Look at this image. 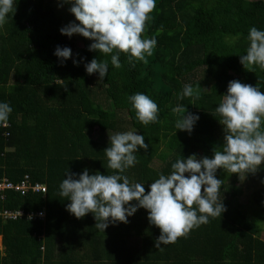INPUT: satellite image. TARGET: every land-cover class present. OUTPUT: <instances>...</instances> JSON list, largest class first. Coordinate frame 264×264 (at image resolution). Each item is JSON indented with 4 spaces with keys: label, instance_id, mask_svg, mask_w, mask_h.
Masks as SVG:
<instances>
[{
    "label": "trees",
    "instance_id": "trees-1",
    "mask_svg": "<svg viewBox=\"0 0 264 264\" xmlns=\"http://www.w3.org/2000/svg\"><path fill=\"white\" fill-rule=\"evenodd\" d=\"M14 7L15 14L0 27V103L13 109L7 125L0 124V182L18 184L28 176L31 183L45 185L46 193L5 191L0 211L43 210L45 216L34 221L0 217V264H264L259 237L264 215H247L235 202L239 175L224 169L216 178L223 181L220 202L226 211L159 249L155 241L160 229L150 224L146 209L139 208L127 224L110 223L101 232L92 213L77 219L66 210L71 201L60 195L68 171L113 174L104 152L110 141L93 135L124 132L121 112L148 144L124 173L131 183L144 184L146 192L160 174L171 173L177 159L193 154L212 158L213 149L224 142L215 109L229 82L239 80L264 92V69L247 71L240 63L250 46V28L264 31V23L257 22H264V0H156L143 34L155 38L153 54L144 63L129 62L121 53L120 68L112 65L110 55L89 51L93 41L63 35L60 29L70 23L49 2L14 0ZM57 46L70 48L72 58L61 62L54 55ZM93 58L108 62L103 81L86 71ZM74 60L80 61L78 66ZM199 72L207 88L197 79ZM93 80L111 91L109 108L90 90ZM186 84L200 91L195 105L193 98L177 99ZM137 93L157 103V123L145 126L137 119L128 99ZM178 104L200 117L191 133L175 127L178 116L172 108ZM256 194L254 202L263 211L264 196Z\"/></svg>",
    "mask_w": 264,
    "mask_h": 264
},
{
    "label": "clouds",
    "instance_id": "clouds-1",
    "mask_svg": "<svg viewBox=\"0 0 264 264\" xmlns=\"http://www.w3.org/2000/svg\"><path fill=\"white\" fill-rule=\"evenodd\" d=\"M64 4L70 5L69 11L79 23L62 27L61 33L68 37L79 34L93 41L89 51L110 55L115 68L121 67V53L129 57V62L144 63L146 56L153 54L156 40L144 38L143 34L156 0H61V7ZM16 9L14 0H0V27ZM248 39L250 46L246 54L240 55V63L247 71L256 66L264 69V31L253 26ZM54 55L63 62L71 59L73 53L68 47L57 46ZM73 63L78 66L80 61ZM85 68L89 75L98 73L101 81L109 73L108 62L96 58L86 63ZM200 95L199 89L186 84L177 99L190 97L195 105ZM128 99L143 125L158 122L159 107L148 95L137 93ZM12 111L8 103H0V124L7 125ZM215 111L224 129V142L213 149V157L198 158L193 154L177 159L171 165V173L160 174L147 192L144 184L131 183L124 175L138 162L135 153L141 148L148 150L144 136L132 131L110 135V147L104 152L113 174H90L88 169L81 174L68 171L60 184V195L71 201L66 210L77 219L92 213L95 228L105 232L110 223L127 224L128 217L139 208L146 209L150 224L160 229L155 241L157 249L186 238L193 229L209 223L210 217H220L226 208L220 202L223 181L216 178L217 171L224 169L244 180L264 165V92L258 86L230 81ZM172 112L178 116L176 129L188 133L200 119L179 104Z\"/></svg>",
    "mask_w": 264,
    "mask_h": 264
},
{
    "label": "rangeland",
    "instance_id": "rangeland-1",
    "mask_svg": "<svg viewBox=\"0 0 264 264\" xmlns=\"http://www.w3.org/2000/svg\"><path fill=\"white\" fill-rule=\"evenodd\" d=\"M49 2L55 12L59 15H61L64 19V22L66 23H72L76 22L75 16L69 11V6L63 5L61 7L60 0H45ZM259 25H263V20L261 18L257 19ZM201 75V76H200ZM197 79L203 83L204 88L208 87V84H206V81L203 74L201 72L196 74ZM200 76V77H199ZM203 76V77H202ZM90 90L95 91L98 95L97 100L101 101L102 107L109 108V101L111 97V91L103 86H101L100 82L97 80H93L90 85ZM119 119L121 120V127L123 128L124 132L132 131L135 132L129 125L128 120L124 114V112H121L118 115ZM102 126L106 127V122H102ZM217 132L219 135H224V129L222 125L218 126ZM114 132L106 131L103 134H100L98 131H96L93 135L95 139H98L104 143H107L110 141V135H114ZM138 134V133H137ZM236 188L239 191V194L235 198V202L240 203L243 206V209L247 215H264V210L258 209L257 204L254 202L258 198V194L264 196V171L262 169L258 170L255 174H248L244 180H241V178L238 176V181L236 183ZM255 197V198H254ZM261 231H260V239L264 241V222L261 223ZM1 247V246H0ZM1 249V248H0Z\"/></svg>",
    "mask_w": 264,
    "mask_h": 264
},
{
    "label": "built area",
    "instance_id": "built-area-1",
    "mask_svg": "<svg viewBox=\"0 0 264 264\" xmlns=\"http://www.w3.org/2000/svg\"><path fill=\"white\" fill-rule=\"evenodd\" d=\"M3 126H6L3 124ZM5 191H13L21 196L26 195L28 192H32L35 194L44 195L46 193V187L43 184L39 183H31L30 178L25 176L23 181L18 184H13L6 179H3L0 182V198L3 199ZM44 211L37 212H24L22 209L14 210V211H0V217L4 220H18L24 218L28 221L34 220H43L44 219ZM31 217V218H30Z\"/></svg>",
    "mask_w": 264,
    "mask_h": 264
},
{
    "label": "crops",
    "instance_id": "crops-1",
    "mask_svg": "<svg viewBox=\"0 0 264 264\" xmlns=\"http://www.w3.org/2000/svg\"><path fill=\"white\" fill-rule=\"evenodd\" d=\"M0 246H1V247H0V248H1L0 251H2L1 237H0Z\"/></svg>",
    "mask_w": 264,
    "mask_h": 264
}]
</instances>
